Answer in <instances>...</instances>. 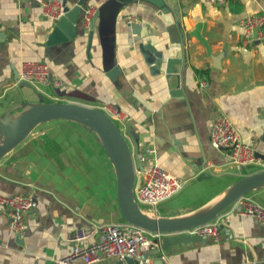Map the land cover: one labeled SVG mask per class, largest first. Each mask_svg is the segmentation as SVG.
Masks as SVG:
<instances>
[{
  "label": "crops",
  "instance_id": "0c3cea01",
  "mask_svg": "<svg viewBox=\"0 0 264 264\" xmlns=\"http://www.w3.org/2000/svg\"><path fill=\"white\" fill-rule=\"evenodd\" d=\"M102 1L83 0L81 6L97 7ZM164 1L177 16L182 39L178 94L169 93L164 62L157 73L150 71L138 47L141 42L165 50L169 44L151 2L135 0L119 8L107 35L111 53L106 66L96 29L86 53L87 27L80 13L72 39L47 44L54 21L42 15L36 0H0V118L39 99L109 104L118 109L119 115L111 117L130 145L134 182L152 162L182 179L181 188L157 206L158 216H182L218 199L243 172L219 170L229 161L209 143L211 120L226 115L240 139L254 148L264 129V41L241 43L239 24L245 15L264 11V0ZM127 15L145 27L143 34L131 31ZM22 59L45 62L47 82L21 84L17 71ZM112 65L118 72L109 78ZM262 166L263 159L246 170ZM0 192L29 193L35 201L16 233L0 209V264H51L52 257L69 250L66 236L74 227L122 219L113 167L100 141L86 125L68 119L38 123L0 158ZM247 196L264 204V186ZM216 216L217 239L202 236L163 249L159 234L142 253L143 264H264L262 224L229 205ZM98 264L123 262L104 257Z\"/></svg>",
  "mask_w": 264,
  "mask_h": 264
},
{
  "label": "water",
  "instance_id": "95a60500",
  "mask_svg": "<svg viewBox=\"0 0 264 264\" xmlns=\"http://www.w3.org/2000/svg\"><path fill=\"white\" fill-rule=\"evenodd\" d=\"M135 0H104L90 17L86 31V53L93 29H96L103 49L105 65L109 64L111 49L108 44V33L114 23L119 8ZM156 6V15L162 20L168 33L169 44L165 50L152 49L138 44L145 63L150 64L149 70L157 73L161 62H164V77L170 86V94H178V72L183 53L182 39L177 29V16L172 7L164 0H147ZM63 13L54 21L46 43H56L72 39L76 32V21L81 11L83 0H76L69 4L62 0ZM133 33L143 34L145 27L139 23L130 24ZM2 33L0 32V39ZM108 45V46H107ZM112 61V59H111ZM118 68L112 65L106 75L113 78ZM174 79V87L170 81ZM21 84L31 87L30 82L21 80ZM177 86V87H176ZM141 100V99H140ZM142 101V100H141ZM146 106L147 104L142 101ZM54 119H68L86 125L92 130L110 161L115 178V198L121 218L135 224L144 230L161 234L160 247L165 248L169 243L199 239L198 234H187L184 230L204 223L224 210L240 195L264 186V166L246 170L244 165L233 163L224 165L219 170L239 168L243 172L233 180L223 193L208 206L182 216H153L139 209L133 198L134 163L130 145L117 123L103 110L96 106L83 105L72 101H42L29 102L14 115L7 114L0 118V158L22 141L26 135L38 124ZM255 155L264 160V129L255 145ZM158 246L155 247V250ZM145 254H143L144 256ZM130 264L134 260L128 258Z\"/></svg>",
  "mask_w": 264,
  "mask_h": 264
},
{
  "label": "built area",
  "instance_id": "2783aa9c",
  "mask_svg": "<svg viewBox=\"0 0 264 264\" xmlns=\"http://www.w3.org/2000/svg\"><path fill=\"white\" fill-rule=\"evenodd\" d=\"M45 17L55 21L63 13L62 0H36ZM210 4H221L228 0H204ZM80 23L87 27L90 17L96 7L85 5L80 7ZM125 22L131 24L135 17L127 15ZM243 32L240 38L241 43L253 40L264 41V11L248 14L239 20ZM17 76L19 80H25L32 84L47 82L48 67L40 60L22 59L18 64ZM55 82V81H54ZM200 85L203 81H200ZM110 117L119 115L118 109L107 103L97 105ZM112 118V117H111ZM113 119V118H112ZM209 143L216 149L224 152L229 163L236 166L244 165L246 168L259 164L261 159L255 155V148L240 139L238 132L233 127L226 115L215 116L209 127ZM137 172L134 167V173ZM183 184V180L168 172L160 165L152 162L144 169L138 182L133 183V198L139 209L143 212L156 216L157 206L176 191ZM35 204L29 193H1L0 209L5 211L8 217V228L16 233L24 227L26 212ZM231 208L241 215H249L264 227V204L243 194L234 199ZM187 234H198L217 239L220 229L218 216L210 220L192 226L184 230ZM98 234V238L92 242H85L90 237ZM159 234L150 232L132 224L124 219L113 221H101L88 226L74 227L66 236L69 243V250L62 255L54 256L51 264H98L101 258L119 259L123 264H130L127 259H137L138 264L147 262L142 253L153 247V237Z\"/></svg>",
  "mask_w": 264,
  "mask_h": 264
},
{
  "label": "trees",
  "instance_id": "16d2710c",
  "mask_svg": "<svg viewBox=\"0 0 264 264\" xmlns=\"http://www.w3.org/2000/svg\"><path fill=\"white\" fill-rule=\"evenodd\" d=\"M196 71H197V72H199V70H198V69H196Z\"/></svg>",
  "mask_w": 264,
  "mask_h": 264
},
{
  "label": "rangeland",
  "instance_id": "374dc122",
  "mask_svg": "<svg viewBox=\"0 0 264 264\" xmlns=\"http://www.w3.org/2000/svg\"><path fill=\"white\" fill-rule=\"evenodd\" d=\"M249 167H251V166H249Z\"/></svg>",
  "mask_w": 264,
  "mask_h": 264
},
{
  "label": "bare ground",
  "instance_id": "6f19581e",
  "mask_svg": "<svg viewBox=\"0 0 264 264\" xmlns=\"http://www.w3.org/2000/svg\"><path fill=\"white\" fill-rule=\"evenodd\" d=\"M217 199V198H216Z\"/></svg>",
  "mask_w": 264,
  "mask_h": 264
}]
</instances>
